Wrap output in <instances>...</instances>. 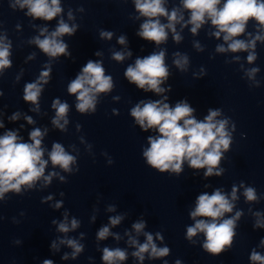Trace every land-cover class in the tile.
I'll use <instances>...</instances> for the list:
<instances>
[{
  "label": "clouds",
  "instance_id": "clouds-1",
  "mask_svg": "<svg viewBox=\"0 0 264 264\" xmlns=\"http://www.w3.org/2000/svg\"><path fill=\"white\" fill-rule=\"evenodd\" d=\"M164 2L165 0H134L135 9L140 16L145 17L137 35L147 41L154 42L156 45L167 41L168 30L173 33V39L176 42L182 39L176 32V25L184 21V16L178 8H173L169 12L164 6ZM181 3L183 9L190 12L189 19L182 24V27L191 24L190 31L196 34L198 29L210 20L211 25L216 29L212 35L220 38L223 34L227 48L218 45L217 52L231 51L235 53L249 49L254 50L256 41H264V35L261 34L255 35L253 39L248 41L237 39L245 33L249 20L256 21L259 28L264 29V0H224L222 6L221 0H181ZM17 5L21 9L27 8L26 15L47 21L53 20L62 12L60 0H15L12 7L15 8ZM68 17L69 19L74 18L71 11H69ZM159 17H166L167 23H161ZM76 29V25L70 26L61 19L54 31L45 35L48 29L43 28L40 36L44 38L41 39L40 36H36L30 42L36 44L49 57L70 55L67 52L68 45L60 37L65 34L71 36L76 32ZM112 35L113 33L109 31L100 32L101 38L111 39ZM3 39L0 37V72L11 66L9 60L11 44L4 43ZM118 43L126 44V38L120 36ZM195 46L200 48L198 43ZM96 55H100V53L97 52ZM174 55L176 57L174 64L182 71L186 70L189 62L187 55L180 53ZM126 56H131V52H115L112 59L123 61ZM256 58L255 51H250L247 61L252 63ZM50 71V68L42 71L35 82L27 83L24 87L23 100L36 105V108L32 109L33 111H39L38 98L42 92L43 84L49 82ZM258 71V68L249 69L247 75L252 79ZM124 75L129 83L145 92L151 91L157 94L165 92L166 89L160 86L169 76V70L165 64V51L161 50L144 58H137L134 65L127 67ZM113 86V78L110 75H105L102 63L88 60L76 78L68 84L67 91L76 96V109L80 113H88L96 110L97 94L110 92ZM2 95L3 92L0 91V96ZM114 99H119V97ZM52 107L56 111L52 120L53 125L64 130L68 123L66 115L69 105L56 99L53 101ZM194 111L195 109L187 100L178 102L175 107H170L163 100L141 101L130 110L131 116L135 118V122L141 130L147 132L149 129H155L158 132L156 136H148L150 146L143 151V156L149 166L161 173L173 172L179 175L183 171V164L186 161L192 169H206L204 172L206 178L222 174L224 169L218 168V165L232 144L231 133L227 130L229 121L228 119H216L221 115L218 109H209L204 120L198 121L193 116ZM9 119L13 121L19 119V113H14ZM25 119L29 124L34 123L30 116H26ZM3 127L4 123L0 121V128ZM234 127L233 125V129ZM44 134L39 128L32 130L29 134L31 143L21 142L16 131H7L3 136H0V200L4 198L5 193L10 191L20 193L22 186L33 188L41 178L45 184L51 183L52 176L58 175V173L54 172L45 176L48 160L53 166H59L66 172L72 171L70 165L75 163L76 157L66 152L60 143L52 145L48 160L43 159L44 149L41 144ZM109 163L111 164L113 161L109 160ZM60 179L64 180V177L61 176ZM237 191L238 188L234 185L231 199L219 189L211 195L208 193L198 195L195 209L190 212V217L195 223L187 228L186 238L191 241L192 237L198 233H203L205 237L203 249L211 254H220L225 251V245L231 246L236 235V221L241 217L242 212L237 211L235 216L231 218L223 219V217L226 213H232L233 201L238 199ZM243 195L247 201L258 199L253 187L245 188ZM47 199H51V197ZM60 206V203L55 205L56 208ZM109 211H114V208L110 206ZM256 215L259 217L260 213H256ZM197 217L207 219H197ZM122 219V216L109 218L112 226L119 224ZM78 226L79 222L75 218L71 220L69 226L67 215H65L64 222L58 225V231L67 233ZM254 227H264V222L258 219ZM144 228L145 222L143 221L133 224V229L138 234ZM109 235L110 229L105 226L98 231L97 239L103 240ZM144 235L146 242L143 244H139L134 238L129 239V243L137 248L132 253L134 257L143 261L145 253H149L150 258L169 255V247H157L152 234L144 233ZM156 238L163 240V236L159 232L156 233ZM60 243L67 244L73 249L71 253L73 258L81 253L84 248V245L75 239L61 240ZM260 244L264 246V239H261ZM51 247L55 249L56 243L53 242ZM102 252L104 264H117L118 261L127 259V252L120 248L104 247ZM67 258L68 254L66 253L63 259ZM250 260L253 264H264V255L253 249ZM42 264H53V261L45 259ZM164 264H168V262L164 261ZM175 264H181V262L177 260Z\"/></svg>",
  "mask_w": 264,
  "mask_h": 264
}]
</instances>
